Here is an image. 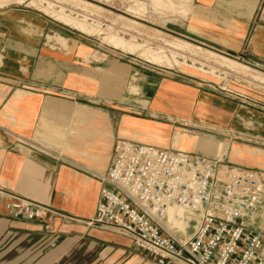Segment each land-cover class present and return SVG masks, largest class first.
Masks as SVG:
<instances>
[{
	"label": "crops",
	"instance_id": "obj_1",
	"mask_svg": "<svg viewBox=\"0 0 264 264\" xmlns=\"http://www.w3.org/2000/svg\"><path fill=\"white\" fill-rule=\"evenodd\" d=\"M261 3L192 0L171 30L264 75ZM194 89L226 100L219 116L227 118L212 119V98ZM254 97L260 108L100 53L94 41L46 16L0 12V187L49 210L43 218H14L5 207L9 196L0 198V264H156L117 229L89 224L113 144L130 138L207 154L188 143L214 140L207 155L226 147L229 162L264 178V96ZM192 123L218 135L184 133ZM235 132L242 142L228 139ZM245 224L262 232L264 256V198Z\"/></svg>",
	"mask_w": 264,
	"mask_h": 264
},
{
	"label": "built area",
	"instance_id": "obj_2",
	"mask_svg": "<svg viewBox=\"0 0 264 264\" xmlns=\"http://www.w3.org/2000/svg\"><path fill=\"white\" fill-rule=\"evenodd\" d=\"M90 225L117 229L148 252L156 264H264L263 235L249 230L264 198V178L256 168L236 167L218 176V160L206 154L153 146L130 138L113 144ZM9 216L34 220L46 206L0 187ZM178 207L194 220L188 238L167 223Z\"/></svg>",
	"mask_w": 264,
	"mask_h": 264
},
{
	"label": "rangeland",
	"instance_id": "obj_3",
	"mask_svg": "<svg viewBox=\"0 0 264 264\" xmlns=\"http://www.w3.org/2000/svg\"><path fill=\"white\" fill-rule=\"evenodd\" d=\"M76 1L77 0H63L62 2L61 0H0V12H31L42 15L43 17L46 16L59 26L61 25L75 31L77 30L84 38L94 41L96 46H99L100 53H107L109 51L120 56L122 59L128 60L134 67L143 68L160 75L165 74L170 78L172 77L181 81H188L216 95L236 100L238 103L249 107L260 108L261 104L254 95L264 96V83L259 81L262 80L264 82V75H259L260 73L257 72V70L245 71L243 68L236 66L227 67L224 65V62L221 61L222 57H217L219 54L235 60L238 63L237 65H239V63L240 65L245 64L238 57H231L203 45H198L171 30L173 24L176 25L177 22L185 19L187 14L191 11L190 9V11L184 15L183 12L181 13L180 8H178L179 3L182 4L185 2L187 6L191 7L192 0H83L86 4ZM260 5L258 16L264 17V0H262ZM55 12L57 15H64L63 18L70 19L74 22H81L84 27L86 26L85 29L72 26L62 20L56 19L51 14H56ZM123 22H129V24L134 26L126 27ZM108 35H113L129 44H138V46L129 49L127 45L121 46L115 44L114 41L107 38ZM176 40H178V44H176ZM186 41L190 42V45H188ZM247 67L249 68L251 66ZM195 91L196 96L205 94L209 98H212V101L209 102V106L215 113L212 119L215 121H222L227 118L219 116L220 113L228 110V102L226 100L204 91ZM136 115L137 117H144L143 114ZM156 119L160 118L156 117ZM184 127L186 130L183 132L186 134H200L214 137L218 135L215 129L206 126L204 128H199L195 123L186 124ZM228 139H230L231 142L235 140L242 142L243 140L238 132L228 134ZM216 140L215 142H220L222 139L216 138ZM225 150L220 155H208L218 160L217 170L220 178L223 177V172L225 170L245 167L236 166L229 162ZM168 212L169 221H178L177 224L185 227V222L178 218L175 220V216L181 215L179 211L171 209ZM194 223L195 221L191 220L185 231H181V229L177 227L174 228L176 235L181 239L188 238L193 232L191 225Z\"/></svg>",
	"mask_w": 264,
	"mask_h": 264
},
{
	"label": "bare ground",
	"instance_id": "obj_4",
	"mask_svg": "<svg viewBox=\"0 0 264 264\" xmlns=\"http://www.w3.org/2000/svg\"><path fill=\"white\" fill-rule=\"evenodd\" d=\"M2 1V0H1ZM45 1V0H44ZM47 1V0H46ZM56 1H59V0H56ZM63 0H61V2H62ZM67 1V0H66ZM75 1V0H74ZM77 1H80V2H83L84 4H86L85 3V1H83V0H77ZM76 1V2H77ZM50 3V2H49ZM137 3V2H136ZM52 4V3H51ZM135 4V3H134ZM49 5V4H48ZM61 5V4H60ZM137 5V4H136ZM176 5V4H175ZM47 6V5H46ZM75 6H76V4H75ZM60 8H62V7H60ZM178 8H180V11H181V13L183 12V14L185 15L186 13H188L189 11H190V9H191V7H189V6H187V3H179V6H178ZM61 10V9H60ZM59 11V10H58ZM50 12H53V11H50ZM61 12V11H60ZM178 12H179V10H178ZM54 13V12H53ZM53 13H51L56 19H59V20H62V21H64L65 23H68V24H70V25H72V26H77V27H79V28H81V29H85V27L81 24V22L79 23V22H77V21H71L70 19H66V18H63V16L64 15H60L59 14V12H58V14L59 15H57V13L56 14H53ZM67 15V14H66ZM123 24L126 26V27H133L134 25H131V24H129V22H123ZM91 29V28H90ZM107 38L109 39V40H112V41H114V43L115 44H119V45H121V46H123V45H127L128 47H129V49H132V48H134V47H136V46H138V44H129V43H126L125 41H122V40H120V39H118L117 37H114L113 35H108L107 36ZM171 41V40H170ZM170 41H168V42H170ZM177 41V43L176 44H178L179 42H178V40H176ZM180 41V40H179ZM181 42H183V41H181ZM172 43V42H171ZM170 43V44H171ZM186 43H188V45H190L189 43L190 42H187L186 41ZM183 45H186V44H183ZM192 45V44H191ZM187 46V45H186ZM193 46V45H192ZM197 46V45H196ZM171 47V46H170ZM173 47H174V40H173ZM190 47V46H189ZM188 47V48H189ZM195 47V46H194ZM197 47H199V46H197ZM172 48V47H171ZM191 48V47H190ZM189 48V49H190ZM193 49V48H192ZM210 51V50H209ZM210 53V52H209ZM150 55H151V53H150ZM153 56V55H152ZM154 56H156V55H154ZM214 56H215V54H214ZM217 57H222L221 59V61L222 62H224V65L225 66H230V67H233V66H236V67H239V68H243L245 71H253L254 69L253 68H251V67H247V66H245V65H240V63H239V65H237L238 63L235 61V60H232V59H230V58H228V57H226V56H224V55H221V54H219V56H217ZM220 59V58H219ZM239 68H238V70H239ZM243 69H241V70H243ZM249 74V73H248ZM254 74V73H253ZM259 75H261V74H259ZM254 76H255V74H254ZM194 141V140H193ZM202 141H204L203 139H202ZM206 141V140H205ZM201 142V141H200ZM200 142H191V143H188V145H190V146H192L193 148H196V149H200V150H202L203 152H205V153H207V154H211L210 152V150L211 149H213L214 147H216V143H214L213 141H210V144L209 145H202L203 143H200ZM209 142V141H208ZM213 151V150H212ZM171 209H173V210H180L181 212H182V214L180 215V216H175V220L178 218L179 220H182L183 222H185V226H186V228H187V226H189V222H188V218H191L189 215H187V214H185V212L184 211H182L180 208H178V207H175V208H173V207H170V208H168L167 209V212L169 211V210H171ZM169 213V212H168ZM168 213H167V223H168V226L169 227H173V228H180L181 229V231H185V229H182L181 227H178L177 225H173L172 224V222H170L169 221V219H168ZM175 222V221H174ZM184 227V226H183ZM191 227L192 228H194V225H191Z\"/></svg>",
	"mask_w": 264,
	"mask_h": 264
}]
</instances>
